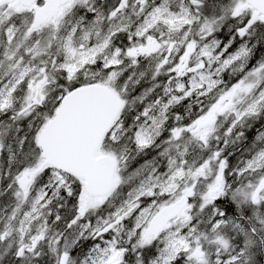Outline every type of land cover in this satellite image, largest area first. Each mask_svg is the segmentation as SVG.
Returning <instances> with one entry per match:
<instances>
[{
	"label": "snow or ice",
	"instance_id": "6c2138e0",
	"mask_svg": "<svg viewBox=\"0 0 264 264\" xmlns=\"http://www.w3.org/2000/svg\"><path fill=\"white\" fill-rule=\"evenodd\" d=\"M0 264H264V0H0Z\"/></svg>",
	"mask_w": 264,
	"mask_h": 264
},
{
	"label": "trees",
	"instance_id": "16d2710c",
	"mask_svg": "<svg viewBox=\"0 0 264 264\" xmlns=\"http://www.w3.org/2000/svg\"><path fill=\"white\" fill-rule=\"evenodd\" d=\"M258 127V126H257ZM253 133H249V136L251 137ZM233 163H235V161H233Z\"/></svg>",
	"mask_w": 264,
	"mask_h": 264
}]
</instances>
